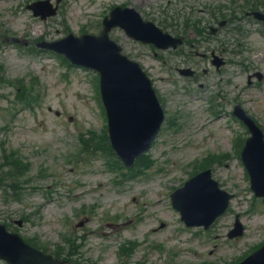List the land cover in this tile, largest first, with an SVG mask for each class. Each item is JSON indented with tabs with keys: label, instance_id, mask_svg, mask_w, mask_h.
Wrapping results in <instances>:
<instances>
[{
	"label": "rangeland",
	"instance_id": "obj_1",
	"mask_svg": "<svg viewBox=\"0 0 264 264\" xmlns=\"http://www.w3.org/2000/svg\"><path fill=\"white\" fill-rule=\"evenodd\" d=\"M35 1L0 0V34L30 41L99 34L103 18L115 5L137 3L145 16L150 12L161 21L168 2L64 0L57 17L41 21L28 10ZM215 1L218 10L225 8L222 18L232 15L237 2V18L212 45L222 53L223 42H230L238 56L230 54L235 63L221 72L205 60L209 73L193 83L170 68L164 72L148 48L122 31L111 35L152 78L168 114L151 152L135 167V176L112 168L113 161L102 151L107 121L98 96V74L70 67L57 54L4 42L0 36V171L10 174L3 166L10 152L27 166L19 198L0 184V223L31 245L75 264H236L264 243V200L251 191L239 156L247 131L227 113L231 102L241 104L264 130V83L248 85L253 71L264 73V28L246 16L251 2ZM254 1L263 8L264 0ZM206 2L195 5L202 10ZM196 18L210 20L204 11ZM170 58L171 69L185 61ZM171 77L177 82H170ZM19 91L28 95L30 106L17 100ZM204 167L212 168L213 177L235 198L209 231L187 229L170 195ZM237 216L245 234L229 240ZM82 222L84 228L76 227ZM67 238L84 244L83 250L71 255ZM133 246L132 252H121Z\"/></svg>",
	"mask_w": 264,
	"mask_h": 264
},
{
	"label": "water",
	"instance_id": "obj_2",
	"mask_svg": "<svg viewBox=\"0 0 264 264\" xmlns=\"http://www.w3.org/2000/svg\"><path fill=\"white\" fill-rule=\"evenodd\" d=\"M112 16L113 20L106 23L100 37L69 36L43 46L66 55L76 65L100 72L113 148L128 167H133L135 160L150 149L161 128L164 114L150 80L139 65L121 54V48L109 40L108 32L121 25L131 36L154 43L160 49L168 48L172 39L167 35L159 36L153 27L143 24L126 11L116 10ZM235 114L248 125L252 134L243 152V161L252 178V189L257 196L264 197L263 134L243 111L236 109ZM231 197L219 190L218 184L211 178V172L207 171L174 193L172 200L188 226L209 228L224 213ZM0 258L10 264H65L29 247L18 235L7 233L1 225ZM245 264H264V249L255 260Z\"/></svg>",
	"mask_w": 264,
	"mask_h": 264
},
{
	"label": "flooded vegetation",
	"instance_id": "obj_3",
	"mask_svg": "<svg viewBox=\"0 0 264 264\" xmlns=\"http://www.w3.org/2000/svg\"><path fill=\"white\" fill-rule=\"evenodd\" d=\"M179 1L180 4L185 2V4L181 5V9L188 6L189 16H184V14H182V18H179V16L174 14L169 17V21L164 20L162 22L163 25H168L165 26L166 32L176 38L182 39L183 41L181 47L178 50H169L164 52L169 63H172L170 58L171 55L181 56V58L184 57L185 61L182 64H179V68L177 67L176 69L178 71L181 68L190 69L194 72L192 79L200 77L201 74L207 75L209 71L207 68L203 67V63L205 60H207L209 61L210 65L213 66L216 56L223 60V66L217 71H221L222 69L229 67L234 62L229 57L230 54L238 56L235 51L230 50V42H228V44L223 42L222 48L224 51H222V53H219V50L212 45V42L214 43V41L218 40V35H220L222 29L228 24V22L224 20L225 25L222 26V21L218 20L216 1L209 0V8L204 9V13L209 15V23H206L205 21L202 22L201 19L196 18V6L194 4H200V0ZM201 11L202 10H200V12ZM190 23L195 27V29L188 33L187 25H190ZM155 54L156 56L160 55L158 53Z\"/></svg>",
	"mask_w": 264,
	"mask_h": 264
},
{
	"label": "trees",
	"instance_id": "obj_4",
	"mask_svg": "<svg viewBox=\"0 0 264 264\" xmlns=\"http://www.w3.org/2000/svg\"><path fill=\"white\" fill-rule=\"evenodd\" d=\"M17 164H19V160L16 159V160L13 161V166L16 167Z\"/></svg>",
	"mask_w": 264,
	"mask_h": 264
}]
</instances>
